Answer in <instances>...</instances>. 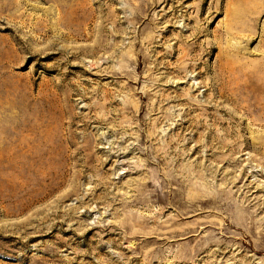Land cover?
Returning a JSON list of instances; mask_svg holds the SVG:
<instances>
[{
    "label": "rangeland",
    "instance_id": "374dc122",
    "mask_svg": "<svg viewBox=\"0 0 264 264\" xmlns=\"http://www.w3.org/2000/svg\"><path fill=\"white\" fill-rule=\"evenodd\" d=\"M249 72L264 0H0V264H264Z\"/></svg>",
    "mask_w": 264,
    "mask_h": 264
},
{
    "label": "bare ground",
    "instance_id": "6f19581e",
    "mask_svg": "<svg viewBox=\"0 0 264 264\" xmlns=\"http://www.w3.org/2000/svg\"><path fill=\"white\" fill-rule=\"evenodd\" d=\"M262 75L264 74L263 73L256 74L255 72L248 73L247 75L248 83L245 88V96L247 99V103L245 105H242L241 109L239 110L241 113L243 111V115H246L248 117L249 132L252 135H254L255 133L261 134L259 138L253 137L251 139L252 140L251 146L253 148H257V146L260 145V143H264V83H263L264 77ZM258 82L262 84L255 86V84ZM220 93L223 98L236 102L234 99H232V95H228L223 89H220ZM232 117L236 119L234 115H232ZM252 126L257 127L258 130L252 128ZM17 140L19 143L16 144L15 146L12 140L10 139L6 140L5 149L3 150V153L0 152V165L5 166L6 169L16 166L20 174L19 184L22 185V155H20L22 153V137L21 139L18 138ZM237 141H239V139L235 140V142ZM231 144L232 142L226 144V146L230 147L229 145ZM242 145L248 146L249 139H244V141H242ZM16 148H18L19 151L18 153L16 152ZM261 148L264 150V146ZM231 150H236V145L234 144V142H233V146H231ZM222 159L226 160L224 155ZM248 175L249 172L245 170L236 177V181L242 182L248 177ZM249 177L252 176L249 175ZM36 195L38 196V194ZM32 198H35V196H32ZM178 205L180 210L186 207L193 208L195 206L194 203H187V202H178ZM21 208H22V201H21Z\"/></svg>",
    "mask_w": 264,
    "mask_h": 264
}]
</instances>
